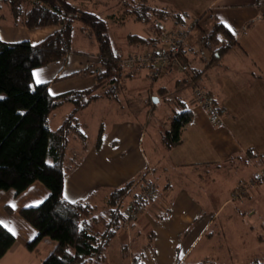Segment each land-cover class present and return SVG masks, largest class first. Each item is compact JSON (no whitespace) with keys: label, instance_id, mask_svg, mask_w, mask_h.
Wrapping results in <instances>:
<instances>
[{"label":"crops","instance_id":"crops-1","mask_svg":"<svg viewBox=\"0 0 264 264\" xmlns=\"http://www.w3.org/2000/svg\"><path fill=\"white\" fill-rule=\"evenodd\" d=\"M155 1L159 5L190 14L187 26L192 24L194 27L198 23L202 29V26L207 29H203L205 33L211 31L215 22L230 25L238 43L228 50L217 65L209 68L206 65L202 69V76L192 80V75L186 71L184 78L176 80V87L188 93L186 99H178L188 102L192 112V121L186 126L181 145L172 149L164 147L162 135L165 130L161 132V144L155 145L156 156L148 157L143 151L141 157H138L142 151L138 145L140 136L132 128H127L128 124L123 126L117 123L108 129L106 123L101 122L96 139L103 125V144L96 150V139L92 143L89 141L90 148L82 164L66 179L64 196L67 195V200L72 202H88L95 206L102 202L105 207L113 190L122 188L147 171L145 181L154 182L158 191L155 200L145 206L141 217L131 229V234L137 237L135 240L143 239L137 243L139 248L130 256L131 260L137 254L144 253L146 262L150 260L151 264H163L158 262L161 256L167 257L164 264H181L201 241L214 236V226L220 218L221 210L230 202V199L225 201L214 213L208 212L204 197L208 188L217 185L233 169L242 170L252 178L264 167V0ZM7 16L0 24V39L6 43L27 41L35 45L59 30L56 27L34 30L18 28L14 26L9 14ZM189 57L190 67L191 53ZM197 59L204 62L202 57ZM92 65L89 60L77 55L68 58L66 63L49 65L35 73H40V80L49 84L53 95H60L92 87L94 78L86 77L83 73L71 76ZM64 76L69 77L61 79ZM70 80L76 81L75 87L80 89L68 90L69 85L63 83ZM146 80L149 81L147 75ZM151 86L147 92L143 90L147 94L146 99L154 93ZM198 89L210 98L218 111L217 117L195 102ZM106 102L103 99L93 104ZM150 117L147 116V119ZM48 196V190L40 182L32 184L19 196L14 190L0 191V221H3L0 224L4 227L6 225V229L12 228L16 237V244L0 264L13 259L22 248L27 250V244L37 237L38 231L20 213L25 208L39 206ZM166 210L163 219H158V213L163 214ZM146 227L151 228L148 234L143 229ZM126 237L127 244H132L130 236ZM150 237L154 239L152 249L145 248ZM42 245H46L48 257L57 243L45 238L31 253L38 251ZM123 246L118 248L119 256H123ZM204 263L206 260L201 264Z\"/></svg>","mask_w":264,"mask_h":264},{"label":"trees","instance_id":"trees-1","mask_svg":"<svg viewBox=\"0 0 264 264\" xmlns=\"http://www.w3.org/2000/svg\"><path fill=\"white\" fill-rule=\"evenodd\" d=\"M77 1L80 0H74V3L71 0H0V24L8 18L7 14L1 13L2 8L7 7L15 27L27 30L59 28L35 45L27 41L6 43L0 39V191L14 190L19 196L36 182L42 183L48 190L49 196L42 204L25 208L20 213L38 231L37 237L27 244L28 251H35L45 238L57 243L42 264H104L108 247L123 231L127 220L124 214L126 200L136 201L148 182L145 181L146 171L122 188L113 190L106 201V217L97 215L98 206L64 199L68 175L82 164L90 148L86 126L80 122L79 115L98 100L118 101L121 78L126 71L121 62L124 54L113 46L108 21L103 15L76 4ZM117 1L116 7L121 15L117 18L115 14L112 19L120 20V23L132 20L152 25L154 29L151 36H127L133 53L162 47L161 31L167 25L181 28L192 25L187 26L190 14L159 5L155 0ZM196 28H201L198 23L192 30ZM200 30L203 45L211 51L215 47L207 68L217 65L238 43L234 34L222 23L215 22L208 33L202 28ZM81 39L97 50V65L101 66V71L93 72L92 68L97 65H92L71 76L85 72L88 76L93 75L95 83L92 87L53 95L48 83H35L33 73L36 70L62 63L69 54L89 56L78 47ZM189 62V56L181 57L180 63L185 69L177 70L192 72V80L202 76L204 71L190 69ZM133 66L128 70L127 79H135L144 71L150 78L148 68L138 64ZM157 94L158 98L162 96L168 101L167 88H159ZM153 96L154 93L150 98ZM154 99L152 103L156 105ZM67 104L74 106L72 113L56 131H52L50 116ZM191 121L189 103L175 100L170 128L162 135L164 147L172 149L181 145L186 126ZM104 134L102 125L94 149L101 148ZM164 214L167 210L163 214L158 213L157 218L163 219ZM135 222L129 221L126 228L132 229ZM98 223H103V227L97 228ZM153 242L152 237L148 238L145 248L152 249ZM15 244L16 237L0 224V262ZM132 244L123 246L124 257ZM132 261L146 264L144 253L137 254ZM248 264H264V261L255 259Z\"/></svg>","mask_w":264,"mask_h":264},{"label":"rangeland","instance_id":"rangeland-1","mask_svg":"<svg viewBox=\"0 0 264 264\" xmlns=\"http://www.w3.org/2000/svg\"><path fill=\"white\" fill-rule=\"evenodd\" d=\"M71 2L74 3V0H71ZM117 2V0H80L75 2L78 5H82L89 10L103 15L108 21L113 46L116 50H120V52L124 54L121 62L126 70L121 78L119 100L113 103L112 101L106 100L108 104V108L106 109V103L93 104L89 109L79 115V119L83 125H86V133L91 143L96 139L101 122H105L108 129L112 127L113 124H124L123 126L128 124L127 128H132L131 130L137 133L136 135L140 136L138 145L142 151L138 154V157H141L143 151H145L148 157H155L156 153H154V149L156 144H161V132L169 130L170 128L175 100L178 98L186 99L188 94L184 89L176 87V80L184 78L185 73L174 68L172 71L165 73L158 80L147 77L149 79V81H147V72L144 71L141 74L139 73L135 79H127L126 75L129 72L128 70L134 67L130 65L127 60L133 56L150 54L158 47L142 49L134 53L132 52V48L128 45L127 36L130 34L151 36L154 29L151 28L152 25L147 26L144 23H137L132 20L120 23V20L112 19V16L115 14H117V18L121 15L116 7ZM1 13L9 14L8 8L3 7ZM202 27L205 29L204 26ZM167 28L173 29L175 27L171 26ZM200 29L197 28L192 30L193 32L190 33L188 40L189 49H191L190 53L192 54L190 68L197 70L205 68L212 59L213 50H215V47H212V51L209 50L208 47L203 45L199 40L202 35ZM205 31H207V29H205ZM78 47L89 54V56L84 58L89 60L90 64H93V66L98 64L97 50L94 46H87L81 39L78 41ZM70 57H77V55H67L63 63H66ZM199 57H202L204 62L198 60L197 58ZM188 73L191 72L189 71ZM83 75L93 78V75L88 76V74L85 73ZM35 83L39 84L36 82V78ZM63 84L69 85L68 90L79 88L75 87L76 81L74 80L67 81ZM144 86L147 87L144 88ZM149 86L153 87L154 90L152 99H146V92ZM161 87L167 88L168 101H165L162 96L158 98L157 90ZM184 88H186V86H184ZM143 90L146 92L144 93ZM154 98L159 100V103L156 105L152 103ZM111 104L112 106L109 108ZM73 109L74 106L68 104L62 109L55 111L50 116V129L52 131L57 130L62 125L65 117L72 113ZM147 116H151L150 119H147ZM134 156L137 157V154H134ZM252 179H254V177L250 178L249 174H245L242 170L233 169V172L228 173L217 185L208 188L206 192L207 195H204L207 200L206 209L208 207V212L214 213L225 201L230 199V202L221 210L220 218L214 226V236L201 241L186 261H183L181 264H201L204 260H206L205 264H248L255 259L264 261V181L256 184V187L251 188V191L246 195L239 194L241 185L248 183ZM128 200L125 202L126 209L133 202L131 199ZM98 207L99 211L97 215L100 218L106 217L104 204L100 202L98 203ZM138 219H136V221ZM102 224L103 223H98L97 228H102ZM143 229L147 234L151 230L150 227ZM131 233L132 230L130 228H123V231H121L115 241L112 242V247L110 246L111 248L107 250V258L104 264H132L133 261L130 256L134 251L136 253L139 248L137 243H141L143 239L141 241L135 240V244H132V247L129 249L130 252L126 257L118 255L119 246L128 245L126 235L130 236L131 243L134 241V235ZM129 245L131 246V244ZM47 251L46 245H42L35 253H31L25 248H22L19 252H16L13 259L5 261V263L10 264L15 261L12 264H42L47 257ZM162 258L163 256L160 257L158 262H163L164 264L167 257L163 258V261ZM145 263L151 264V261L149 260L148 263L145 259Z\"/></svg>","mask_w":264,"mask_h":264},{"label":"built area","instance_id":"built-area-1","mask_svg":"<svg viewBox=\"0 0 264 264\" xmlns=\"http://www.w3.org/2000/svg\"><path fill=\"white\" fill-rule=\"evenodd\" d=\"M192 28L175 27L173 29H163L161 32L163 46L154 49L150 54L137 55L129 58L127 62L130 65H142L149 69L150 78L155 80L161 78L165 73L172 71L174 68L184 70L181 65L180 58L190 55L189 36ZM126 62V63H127ZM92 71L98 73L101 71V66L97 65L92 68ZM85 74H88L85 72ZM195 102L201 104L204 108L210 111L215 117L218 116L217 109L214 108L210 98L201 90L196 91ZM264 181V168L248 183L242 184L239 194L246 195L251 191V188L256 187V184ZM156 184L148 181L146 186L139 192L136 201H133L125 210L124 214L127 218L124 228L127 227L129 221H135L140 218L145 204L150 202L157 195Z\"/></svg>","mask_w":264,"mask_h":264},{"label":"snow or ice","instance_id":"snow-or-ice-1","mask_svg":"<svg viewBox=\"0 0 264 264\" xmlns=\"http://www.w3.org/2000/svg\"><path fill=\"white\" fill-rule=\"evenodd\" d=\"M225 27H227V28L229 29V31L232 30V29H231V26L228 25V24H225ZM33 75H34V77L36 78V82H37V83H41V82H42V81L40 80V73H39V72L33 73ZM64 199L67 200V199H68V196L65 195ZM13 207H14V205H13ZM0 223H3V221H0ZM5 227H7V226L5 225ZM8 231H10L13 235H15V231H14L12 228H8Z\"/></svg>","mask_w":264,"mask_h":264},{"label":"water","instance_id":"water-1","mask_svg":"<svg viewBox=\"0 0 264 264\" xmlns=\"http://www.w3.org/2000/svg\"><path fill=\"white\" fill-rule=\"evenodd\" d=\"M154 103H155V104L159 103V100L155 98V99H154Z\"/></svg>","mask_w":264,"mask_h":264}]
</instances>
